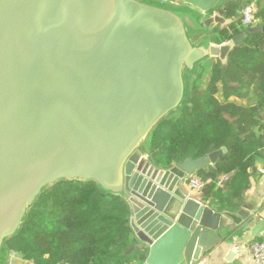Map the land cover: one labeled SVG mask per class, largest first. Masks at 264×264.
Listing matches in <instances>:
<instances>
[{
    "label": "water",
    "instance_id": "95a60500",
    "mask_svg": "<svg viewBox=\"0 0 264 264\" xmlns=\"http://www.w3.org/2000/svg\"><path fill=\"white\" fill-rule=\"evenodd\" d=\"M226 1L0 0V264H34L7 242L65 181L95 183L126 202L148 249L144 264H223L234 248L224 232L250 214L217 211L186 182L228 147L160 169L142 146L186 102L202 62L227 66L236 46L264 32L249 27L225 44L206 38L232 22Z\"/></svg>",
    "mask_w": 264,
    "mask_h": 264
},
{
    "label": "trees",
    "instance_id": "16d2710c",
    "mask_svg": "<svg viewBox=\"0 0 264 264\" xmlns=\"http://www.w3.org/2000/svg\"><path fill=\"white\" fill-rule=\"evenodd\" d=\"M239 8L228 3L223 11L233 18ZM240 23L214 28L211 40L229 42L248 30ZM224 147L228 151L217 164L196 175L210 180L203 190L210 206L233 213L264 167V32L236 46L227 66L215 59L202 62L189 79L186 102L151 131L142 150L154 166L169 169ZM225 175L228 181L218 187L215 182ZM6 246L34 264H133L147 254L134 239L126 202L95 183L78 181L46 190Z\"/></svg>",
    "mask_w": 264,
    "mask_h": 264
},
{
    "label": "crops",
    "instance_id": "0c3cea01",
    "mask_svg": "<svg viewBox=\"0 0 264 264\" xmlns=\"http://www.w3.org/2000/svg\"><path fill=\"white\" fill-rule=\"evenodd\" d=\"M263 2L264 1H260V0H227L223 4L222 8H224V6L228 3H231L232 5H239L240 8L238 10V15L233 18H229L227 16L226 10L222 11L223 16L226 19L232 21L231 23L227 24L225 27L228 28L231 24L240 21L244 7L250 4L251 5L253 4L255 6L256 15H257V21L252 27L264 26V3ZM240 24L242 28H246L245 26L242 25V22ZM214 28L223 29V28H220V25H216ZM200 37H203V36H199V38ZM205 37L208 39H211L212 31L207 33ZM260 169H264V167L260 165L259 171ZM186 189H187L188 194L191 197L197 198L201 202L210 206L211 198L205 199L203 196V191L202 193L197 192V193L191 194L187 187V183H186ZM211 207H213L214 209L218 211L217 209L218 204H215ZM241 209L247 211L250 214V217L241 226L235 228L234 231L224 232L227 237H230L228 241L234 244V248L230 249L229 252L226 255H224L222 259L223 264H253L252 258L249 256L247 252L248 245L251 242L256 241V240H264V174L260 173L258 178L252 181L251 188L247 192L246 200L243 206L241 207ZM237 212H233V213H237ZM134 239L137 243V246L140 249L145 250L148 254V249L139 240H137L135 236H134ZM229 253L230 254L233 253L234 258L231 257L230 260H228L226 257ZM147 254H146V257H147ZM145 260L141 263H133V264H144Z\"/></svg>",
    "mask_w": 264,
    "mask_h": 264
},
{
    "label": "built area",
    "instance_id": "2783aa9c",
    "mask_svg": "<svg viewBox=\"0 0 264 264\" xmlns=\"http://www.w3.org/2000/svg\"><path fill=\"white\" fill-rule=\"evenodd\" d=\"M150 1V0H148ZM156 3L162 5H176L177 0H155ZM257 21L256 8L252 4L244 7L241 16L242 25L245 27H252ZM261 174H264V169H260ZM229 175L223 176L220 180L216 181V185L221 187L226 181H228ZM187 187L191 194L201 192L206 185L210 183V180L205 181L196 174L191 175L187 179ZM247 252L252 258L253 264H264V240H256L248 245Z\"/></svg>",
    "mask_w": 264,
    "mask_h": 264
},
{
    "label": "rangeland",
    "instance_id": "374dc122",
    "mask_svg": "<svg viewBox=\"0 0 264 264\" xmlns=\"http://www.w3.org/2000/svg\"><path fill=\"white\" fill-rule=\"evenodd\" d=\"M150 1H152V2H155V0H150ZM156 3V2H155ZM247 29L249 28V27H246Z\"/></svg>",
    "mask_w": 264,
    "mask_h": 264
}]
</instances>
